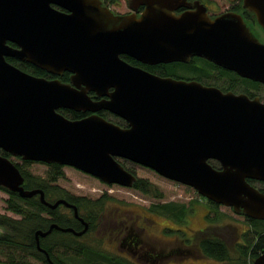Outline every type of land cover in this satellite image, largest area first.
Instances as JSON below:
<instances>
[{
	"label": "water",
	"instance_id": "95a60500",
	"mask_svg": "<svg viewBox=\"0 0 264 264\" xmlns=\"http://www.w3.org/2000/svg\"><path fill=\"white\" fill-rule=\"evenodd\" d=\"M244 4L264 29V0H245ZM113 20L99 0H0V150L21 160L71 166L105 184L130 188L136 176L119 161L126 159L190 186L235 213L264 220V193L248 182H264V103L197 83L159 79L125 64L117 56L121 51L146 62L153 56L144 45L119 39L122 23ZM241 25L235 22L228 42L220 46H242L247 66L236 64L240 58L215 53L212 59L240 73L245 70L244 76L264 83V45ZM6 41L16 43L17 48ZM176 45L167 44L171 49L167 60L182 59L174 54ZM203 52L211 54L212 50ZM5 56L54 73L74 69L72 82L80 89L22 72ZM109 87L114 90L106 93ZM86 90L106 94L108 99L92 101ZM59 108L107 109L128 126L120 127L97 114L71 120ZM0 187L21 198L38 195L49 209L58 204L70 206L78 217L76 207L64 199L49 202L41 189H25L16 165L1 154ZM53 229L74 232L55 223L34 231L35 246L50 264L55 263L40 247L39 238ZM86 229L84 221L74 234ZM253 264H264V253Z\"/></svg>",
	"mask_w": 264,
	"mask_h": 264
},
{
	"label": "flooded vegetation",
	"instance_id": "af4514ba",
	"mask_svg": "<svg viewBox=\"0 0 264 264\" xmlns=\"http://www.w3.org/2000/svg\"><path fill=\"white\" fill-rule=\"evenodd\" d=\"M99 1L110 16L116 18L112 22L122 23L118 30L119 39L124 38L127 42L142 44L148 53L153 56L152 61L146 62L121 51L117 56L125 64L159 79L197 83L204 87L214 88L222 93L244 95L249 100L264 103L263 82L244 76L243 74L247 73L245 70L240 73L234 69V66L233 68L224 66L212 59L215 53L216 56H225L230 59L240 58V61L236 64L243 67L247 66V60H244L246 55H242L241 52L244 49L242 46L235 47L232 44L229 45V43L226 48L220 46L222 45L221 42L228 40L230 28L233 29L235 22H240L245 32L248 31L253 38L264 45V29L258 22L254 11L245 6V0ZM51 6L62 13H68L64 8L53 4ZM224 27H228V29H224ZM172 42L179 44L176 45L178 51L174 50V54L182 57V59L167 60L166 53L171 51L167 48V44ZM204 42L205 44L210 42L209 46L204 45ZM188 43H193L196 46L188 47ZM6 44L12 48H17V44L12 41H6ZM209 48L212 53L205 54L203 49L208 51ZM121 49L128 50L124 46H121ZM223 53L224 55H222ZM234 54L238 55L234 57ZM5 60L10 65L32 76L46 80H58L63 84H69L73 88L80 89L72 82L75 75L74 69H62L54 73L12 56H5ZM80 86L83 85L80 84ZM113 90V87H109L105 92L110 93ZM85 93L95 102L108 99L106 94L99 95L95 90H86ZM57 111H68L74 118L71 120L97 114L120 127L128 126L127 122L120 116L103 108L94 112L69 108H59ZM119 161L120 163H133L126 159H119ZM63 166L66 165H60V169ZM124 168L136 176L135 182L139 179L146 180L138 178L126 166ZM60 175H57L56 180L53 181V186L57 191L64 190L69 201L58 196L55 198L56 200L62 198L69 204L74 205L78 217L81 218L74 216L72 207L58 204L54 208L56 209L57 219L65 222V225L60 227H69L77 232L83 228L84 221L87 223V229L81 235L53 229L72 236L69 239L70 244L67 245V252L76 254L75 249L90 251L92 256H98V264H200L202 258L206 257L201 252L200 242L203 236L210 235H204V233L209 231L213 222L209 220L207 225L196 228L187 225V215L191 209L188 204L157 199V201H151L143 206L133 201L115 199L114 197H87L86 195L73 193L61 185L59 182ZM248 180L254 186L259 184L264 189V182L254 179ZM154 199L156 200V198ZM205 200L211 206H219V204L206 198ZM114 203L118 205H114ZM109 206L112 210L106 215ZM83 208L84 212H82ZM156 217H162L163 219ZM92 233L95 234L94 237L100 235L101 241H91L90 234ZM88 234L90 240L84 242L82 239ZM211 235L219 236L216 232H211ZM223 237L226 240L227 235H223ZM59 240L58 235L52 239L51 249L57 261L55 264H65L67 263L66 252L61 251L64 250L65 246L60 244ZM76 255L80 257L82 264H86L83 263V255Z\"/></svg>",
	"mask_w": 264,
	"mask_h": 264
},
{
	"label": "trees",
	"instance_id": "16d2710c",
	"mask_svg": "<svg viewBox=\"0 0 264 264\" xmlns=\"http://www.w3.org/2000/svg\"><path fill=\"white\" fill-rule=\"evenodd\" d=\"M60 113L67 118L74 119L68 111H60ZM0 154L11 158L5 151L0 150ZM18 159L20 158L18 157ZM30 162L33 161L22 160L23 164L13 162L23 176V187L25 189H41L44 193V198L49 202H54L56 196L69 201L64 190L61 189V191H57L53 186V181H55L57 175L60 174V165L47 164L50 167L48 175L46 177H41L31 174L25 169L24 164ZM209 162L214 167L219 166L216 161L210 160ZM248 182L251 183L249 180ZM132 187L146 195H151L156 198L161 196L160 193L153 189V185L148 183L147 180L139 179L133 183ZM257 188L261 192L264 191L261 187ZM0 189L4 190L9 195L5 200L6 209L18 216L12 217L0 213V228L3 230V232L0 233V249L5 251V263L28 264L27 257H31L36 259L39 264H50L47 262V259H45V255L37 250L33 233L36 229L46 230L50 223L64 226L65 222L57 219L56 209H49L40 203L38 195L30 198H21L17 193L10 192L3 187H0ZM82 212H84V208ZM247 220L251 223L252 229L250 228L251 230L242 233L245 243L236 245L235 251L237 256L235 259L231 257L225 240L220 236H213L211 234L202 237L200 242L202 254L210 259L219 262H227L229 264H253V259L259 254L264 253V220L249 218ZM249 232H251V236H249ZM56 235L59 236V243L65 246L64 250L61 251L67 252V245L70 244L69 239L72 237L68 233L53 230L45 238L39 239L40 247L48 253L53 263H57V261L52 253L51 242L53 238H56ZM75 253L83 255V263L98 264V256H92L90 251L75 249Z\"/></svg>",
	"mask_w": 264,
	"mask_h": 264
},
{
	"label": "rangeland",
	"instance_id": "374dc122",
	"mask_svg": "<svg viewBox=\"0 0 264 264\" xmlns=\"http://www.w3.org/2000/svg\"><path fill=\"white\" fill-rule=\"evenodd\" d=\"M10 159L15 163L23 164L22 160L16 157H11ZM123 164L124 166L132 170L138 178L146 179L148 183L152 184L153 189L160 193L161 196L156 198L151 195H146L133 187L127 188L116 184L105 185L95 177H92L67 166H63L60 169L61 175L59 182L66 189L73 193L86 195L87 197L92 198L99 196L114 197L115 199L133 201L143 206H146L151 201H157V199L178 201L183 202L184 204L186 203L191 207L190 212L187 215V225L196 228L207 225L208 221L211 220L213 222V225L210 227L209 231L204 233V235L211 234V232L218 233L221 238H224L223 235H227V237H225V242L229 248L231 257L235 259V257L237 256V253L235 251L236 245L239 243H245L242 233L252 229L251 223L246 219L245 216L235 213L232 208L228 206H211L207 202V200H205V198L203 197H200L193 188L159 176L156 172L148 169L147 167L136 165L130 162H126ZM24 167L31 174L39 175L41 177H46L50 169V167L46 163L35 161L24 164ZM255 186L260 187L259 184H255ZM8 197V193L0 189V213L12 217H18L17 215L6 209L5 200ZM154 198H156V200ZM114 205L118 204L114 203ZM111 210L112 208L109 206V209L106 211V215H108ZM156 218L163 219L162 217ZM1 232H3L2 228H0V233ZM90 235L92 238L91 241H101L100 235L96 237H94V233ZM249 236H251V232H249ZM82 240L84 242H88L90 240L89 234L86 235ZM65 258L67 259V263L65 264H82L81 260L79 259L80 257L76 254L66 252ZM5 262V251L3 249H0V263ZM27 263L39 264L36 259H33L31 257H27ZM200 264L229 263L219 262L210 258L203 257Z\"/></svg>",
	"mask_w": 264,
	"mask_h": 264
},
{
	"label": "bare ground",
	"instance_id": "6f19581e",
	"mask_svg": "<svg viewBox=\"0 0 264 264\" xmlns=\"http://www.w3.org/2000/svg\"><path fill=\"white\" fill-rule=\"evenodd\" d=\"M34 189H39V188H34Z\"/></svg>",
	"mask_w": 264,
	"mask_h": 264
}]
</instances>
